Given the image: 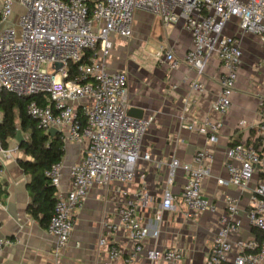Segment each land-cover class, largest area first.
<instances>
[{
  "label": "built area",
  "instance_id": "1",
  "mask_svg": "<svg viewBox=\"0 0 264 264\" xmlns=\"http://www.w3.org/2000/svg\"><path fill=\"white\" fill-rule=\"evenodd\" d=\"M14 1L2 0L0 22L11 16ZM16 1L22 12L0 31V92L17 97H40L47 104L32 99L27 105V112L38 127L44 131L58 130L63 143L83 145L82 157L70 166L71 181L66 193L59 190L62 162L54 163L46 171L56 196L54 213L46 230L53 237L54 264H60L74 228L75 211L83 206L89 189L131 181L137 161L150 158L148 153L141 154L140 147L152 118L127 114L126 74L106 67L114 37L132 36L137 11L160 18L165 26L180 23L191 37V46L180 57L171 48L162 49L158 55H162L171 69L185 65L195 72L196 77L190 84L195 94L202 91L201 77L216 59L221 73L212 109L223 115L231 106L242 59L240 37L225 34V28L236 19L242 33L257 36L264 45V0ZM70 64L75 65L73 74ZM195 101L192 95L185 100L181 123L188 130L197 129L205 134L207 145L194 152L190 163L181 164L177 159L168 163L166 186L154 214L156 223L162 221L163 211L175 209L168 186L173 184L178 168L185 174L180 193L184 216L191 219L203 211L216 209L203 194L202 186L207 164L213 156L211 145L218 140L221 123L206 119L195 125L186 116ZM225 158L228 178L217 179L218 185L244 190L257 176L246 217L252 228L264 233L263 98H259L252 140L230 145ZM149 202L148 192L141 187L116 211L119 225L128 231L133 242L125 258L127 263L134 261L143 250L146 237L158 236V229L142 224L139 218L138 212L147 208ZM224 202L225 211L218 219L212 247L203 264H264V237L237 238L241 227L239 200L228 195ZM11 244L9 238L0 237V250ZM119 257L117 248L108 249L109 260ZM145 257L148 264H183V252L176 242L169 247L149 248Z\"/></svg>",
  "mask_w": 264,
  "mask_h": 264
},
{
  "label": "crops",
  "instance_id": "2",
  "mask_svg": "<svg viewBox=\"0 0 264 264\" xmlns=\"http://www.w3.org/2000/svg\"><path fill=\"white\" fill-rule=\"evenodd\" d=\"M21 12L22 8L15 0L11 16L0 22V31L14 22ZM154 21L158 23L155 32ZM134 29H144L146 38L133 36ZM224 32L240 37L242 59L231 106L223 115L212 109L219 91L218 77L221 73V66L216 59L210 62L201 77L202 91L195 94L190 87L196 77L195 72L185 65L171 69L162 55H158L162 49L171 48L180 57L191 46V37L180 23L165 26L160 18L137 11L132 36L114 37L106 67L110 71L125 72L128 109L140 108L144 111V117L152 118L140 147L141 154L148 153L150 158L137 161L131 181L112 182L107 187L92 186L89 189L83 206L75 211L74 228L61 255L60 264H148L145 257L147 249L169 247L174 242L183 252V264H203L212 247L218 219L225 211L224 197L228 195L238 198L241 207L238 215L241 227L237 238L255 237L246 211L251 203L257 176L244 190L234 186L222 187L216 181L228 178L225 152L230 144L250 142L254 136L259 98L264 99V45L257 36L242 33L236 19L227 24ZM149 37L154 39L152 46L147 45ZM191 95L196 101L186 116L195 125L199 126L206 119L221 123L218 140L211 145L213 156L207 164L202 186L203 194L216 209L203 211L191 219L184 216L185 208L180 193L185 174L178 168L173 184L168 186L174 196L175 209L163 211L162 221L156 223L154 214L166 186L168 163L172 159H177L181 164L190 163L194 152L207 145L205 134L197 129L188 130L181 123L184 102ZM63 146L59 190L66 193L71 181L70 166L82 157L83 145L68 142L63 143ZM26 158L15 139H9L6 148L0 146V237L12 241L10 246L0 250V264H54L53 237L47 232V226L40 225L26 210L29 176L18 164L19 159ZM141 187H145L150 202L147 208L138 212L140 221L151 229H158L159 233L157 238L146 237L143 250L134 261L127 263L125 258L133 242L128 231L119 225L116 211ZM106 223L116 226V229H108ZM110 247L119 250L118 259L109 260Z\"/></svg>",
  "mask_w": 264,
  "mask_h": 264
},
{
  "label": "trees",
  "instance_id": "3",
  "mask_svg": "<svg viewBox=\"0 0 264 264\" xmlns=\"http://www.w3.org/2000/svg\"><path fill=\"white\" fill-rule=\"evenodd\" d=\"M69 66L73 74L75 65L70 64ZM32 99L41 104H47L37 96L17 97L0 92V146L6 148L8 140L15 138L17 130L23 135L18 148L27 158L19 159L18 164L29 176L27 184L29 201L26 210L40 225L47 226L54 213L56 196L55 187L46 176V171L54 163L61 161L64 146L58 133L45 132L28 114L27 105ZM253 230L257 238L264 237L263 232L255 228Z\"/></svg>",
  "mask_w": 264,
  "mask_h": 264
},
{
  "label": "water",
  "instance_id": "4",
  "mask_svg": "<svg viewBox=\"0 0 264 264\" xmlns=\"http://www.w3.org/2000/svg\"><path fill=\"white\" fill-rule=\"evenodd\" d=\"M57 66H61L60 64H57ZM128 115H131L133 117H137V118H143L144 117V111L140 108L137 107H131L128 109L127 111ZM47 133L49 134H56L57 130L54 128H50ZM17 142V146L20 145L21 141L23 140V136L21 134V132L19 130H17L15 138H14Z\"/></svg>",
  "mask_w": 264,
  "mask_h": 264
},
{
  "label": "rangeland",
  "instance_id": "5",
  "mask_svg": "<svg viewBox=\"0 0 264 264\" xmlns=\"http://www.w3.org/2000/svg\"><path fill=\"white\" fill-rule=\"evenodd\" d=\"M1 1L0 0V4H1ZM156 20V19H155ZM153 28H154V32L158 30V23L157 21H154V25H153ZM152 34V33H151ZM153 35V34H152ZM135 37L137 38H146L147 34H146V31L144 29H141L140 31L138 29H134V35ZM154 36V35H153ZM154 39L152 37H149L148 41H147V45L148 46H152L153 44V41Z\"/></svg>",
  "mask_w": 264,
  "mask_h": 264
}]
</instances>
